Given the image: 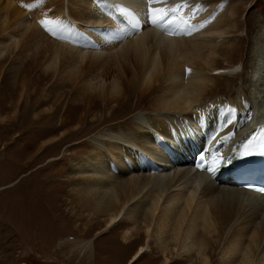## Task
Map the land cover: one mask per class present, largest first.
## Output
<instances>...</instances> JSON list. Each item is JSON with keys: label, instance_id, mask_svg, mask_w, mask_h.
I'll list each match as a JSON object with an SVG mask.
<instances>
[{"label": "bare ground", "instance_id": "6f19581e", "mask_svg": "<svg viewBox=\"0 0 264 264\" xmlns=\"http://www.w3.org/2000/svg\"><path fill=\"white\" fill-rule=\"evenodd\" d=\"M28 1L30 15L24 6L13 0L6 1L5 14H0V55L7 46L5 41L18 37L17 56L28 60L24 63L27 69H51V74L67 82L71 77L76 93L83 96L79 88L85 80L76 79V73L68 71L74 68L75 57L96 59L116 51L105 57L117 60L121 80L112 77L104 85L109 98L99 108L104 115L89 120L95 128L110 126L108 122L112 119L132 112L133 107L127 105L132 96L130 92L137 93L140 102L147 99L146 107H139L131 119L116 121L120 124L119 131L110 126L111 131L93 136L87 153L70 159L68 173L73 175L68 176L70 187L65 190L69 201L66 214L68 220L80 221L83 225V238L77 241L81 250L91 247V240L86 239L90 227L103 225L95 233L93 238H96L115 231L119 223L129 220L131 229L118 235L128 247L126 253H132L127 264L138 263L144 255L151 254L154 240L158 258L152 264L157 260L160 262L156 264H170L173 257L182 264H211L215 251L218 258L214 264H264V196L224 182L223 174L216 171L224 167V154L264 115V22L254 39L248 73L246 62L238 72L234 71V61L223 63L221 58V55L236 56L233 43L241 36L237 34L240 30L238 8L233 4L231 11L228 6L224 9L230 0H220L219 4L217 0H158L156 3L145 0L150 9L162 8L158 13H167V19L158 23V31L132 30L123 40L116 39L111 31L122 33L124 27L110 29L109 20L101 11L104 4L111 7L118 0ZM121 1L136 8L140 6V0ZM179 4L184 7L178 8ZM191 6L197 7L198 12H193ZM181 14L189 19H183ZM8 15L13 17L16 33H10L13 30L7 28ZM172 19L186 28L177 39L164 34ZM48 35L50 41H46ZM94 64L90 60L89 69ZM42 72L33 81L44 80L46 74L41 75ZM239 74L240 84L229 96L216 99L217 87L231 85ZM79 100L78 108L83 112L78 119L71 121L62 116L58 128L40 130L37 127L35 139L49 137L42 144L56 142L57 145L64 135H69L67 128L73 123L74 130L79 127L78 133L86 135L80 132L81 118L84 115L87 118L86 114L93 110L92 105L83 108L84 100ZM120 104L125 107L119 108ZM119 110L122 111L119 116L114 114ZM55 112V109L51 111L47 118ZM41 115L37 111L34 114L37 119ZM203 115L210 135L202 128ZM215 125L219 126L216 131ZM176 130L180 138L175 135ZM187 135L199 141L203 138L208 143L215 141L216 136L222 141L218 153L223 156L210 166L213 168L218 163L216 170L200 173L191 168L188 152L193 145L191 142L186 145ZM164 140L172 142L174 148L167 149ZM54 149L57 151L59 146L50 151ZM58 158L52 156L48 162ZM47 185L49 188L50 184Z\"/></svg>", "mask_w": 264, "mask_h": 264}, {"label": "rangeland", "instance_id": "374dc122", "mask_svg": "<svg viewBox=\"0 0 264 264\" xmlns=\"http://www.w3.org/2000/svg\"><path fill=\"white\" fill-rule=\"evenodd\" d=\"M6 1L0 0V14H5ZM13 1L22 7L24 6L23 8H26L25 11L27 13L29 11L30 15V9H27L30 1ZM215 2L219 4L220 0ZM233 4L239 11L240 30L237 34L240 33L241 36H238L233 43L234 55L236 56L228 55L225 57V55H221V58L223 63L234 61V71H238V69L241 71L242 65H245L244 62H246L249 73L252 65L249 55L253 52L252 47L259 27L264 22V0H230V2H226L224 9L228 6L227 8L231 11ZM191 7L193 11L198 12L197 7ZM209 17L210 15L206 20ZM7 20L9 23L7 28L11 27L13 30L9 32L16 33L13 17L8 15ZM53 35L55 36V34H52L51 37H54ZM49 36L46 41H50ZM16 40H18V37H15V39L8 38L5 41L7 46L0 55V264H127L132 253L130 255L128 251L126 253L125 250L128 247L120 241L118 235L126 229H131L132 225L129 220L119 223V228L115 231L96 238H93L95 233L103 225L90 227L86 239L91 240V247L89 250L83 251L79 247V242H77L83 238V225L80 221L68 220L66 212L69 208V201H67L65 190L70 187L68 176L73 175L68 173L70 171L68 166L72 162L70 159L87 153L91 148L93 136L111 131L110 126L119 131L120 124H117L116 121L126 117L131 119L132 115L139 111V107H146L147 99L140 102L137 100V93L130 92L129 95L132 94V96L127 105L133 107L132 112L112 119L108 122L110 126L103 127L101 125L95 128L89 120H95L98 115L99 117L104 115V112L100 111L99 108L109 98V93H105L104 85L112 77L121 80L122 74L117 73L120 72L117 60L113 59L112 56L105 57L106 53L104 56L96 58L97 60L90 56H86L87 58H83L84 56L75 57L77 62H75L74 68L68 71L70 74L76 73V79L80 77V79L85 80V82L82 81L81 88L77 86L84 94L81 96L76 93L74 80H71V77L67 82V79L62 81L56 78L53 72L54 75L51 74V69L50 71L43 70V68L27 69L28 67L24 63L28 60L23 59V57L18 59L19 49L18 46L15 47ZM115 52L111 51L107 55H112ZM90 60L95 63L94 67H91L92 70L88 66ZM79 62L80 64H78ZM40 72H42L41 75L46 74V78L42 81H39L38 78L37 81H33L32 78L36 74L39 75ZM37 75L36 77H38ZM241 77L240 74L236 76L231 85L227 87L224 84L220 88L217 87L219 90L214 93L215 95L213 94L214 97L216 99L218 96L222 99L223 97L227 98L228 94L232 92L231 90L240 84ZM87 79L89 82L86 84ZM70 80L73 84L69 83ZM100 81H102V84ZM63 82L65 83L63 84ZM98 88L101 90L100 92H98ZM103 92L105 95H103ZM115 96L119 97L118 95ZM78 98L84 100L82 103L83 108L92 105L90 108L93 112L86 114L88 119L85 118V115L81 118L83 123L80 125V132H84L86 135L83 134L84 136H82L78 133L79 127L74 130L76 125L73 123L67 128L69 135H64L61 138L62 141L57 145L56 142L42 144L43 139L46 141L49 137L35 139L34 130L37 127L40 130L54 126L58 128L62 116L63 118H70L71 121L78 119L80 112H83L78 108L80 104ZM118 107L122 108L125 105L120 104ZM54 109L56 111L54 116L47 118V115L49 116V113ZM36 111L42 114L41 118H35ZM121 112V110L115 111L114 114L119 116ZM121 129L126 130L125 128ZM56 133L58 134V132ZM175 135L180 138V133L177 130ZM55 145L59 146V149L50 151V148L56 147ZM71 147H74V149ZM37 149L38 153L36 154ZM45 152L48 154H45ZM52 156L59 158L48 162ZM45 183L50 184V189L45 187ZM9 184L11 185L9 186ZM55 206L57 207L53 209ZM75 223L79 225V229L75 227ZM140 231L143 234V229ZM154 241H151V254L144 255L138 263L133 264H152L156 257L158 258L157 243H154ZM118 249L121 251H118ZM211 258V264H214L218 258L216 251ZM158 262L160 260H157L155 264ZM170 262V264H182L177 263L174 257L170 259Z\"/></svg>", "mask_w": 264, "mask_h": 264}, {"label": "snow or ice", "instance_id": "6c2138e0", "mask_svg": "<svg viewBox=\"0 0 264 264\" xmlns=\"http://www.w3.org/2000/svg\"><path fill=\"white\" fill-rule=\"evenodd\" d=\"M177 7H178V8H183L184 5H178ZM173 14H174V13H173ZM165 16H167V13L165 14ZM164 19H165V17L153 18V19L151 20V23L156 24V23H159L161 20H164ZM42 23H43V22H42ZM131 27H132L133 29H135V30H138V29L141 27V25H140V23H139V20H137L135 24H132ZM261 132L264 133V128L261 129Z\"/></svg>", "mask_w": 264, "mask_h": 264}]
</instances>
